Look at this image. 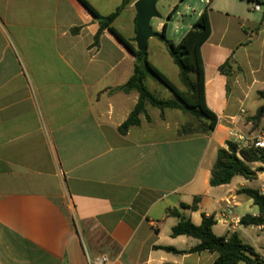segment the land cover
I'll list each match as a JSON object with an SVG mask.
<instances>
[{
	"label": "crops",
	"instance_id": "1",
	"mask_svg": "<svg viewBox=\"0 0 264 264\" xmlns=\"http://www.w3.org/2000/svg\"><path fill=\"white\" fill-rule=\"evenodd\" d=\"M86 1L102 16L122 4ZM136 1L112 26L137 49ZM255 4L209 6L212 33L201 51L206 103L218 124L212 133L182 136L193 123L189 114L166 109L162 116L151 106L138 126L120 132L139 100L119 90L136 58L109 30L96 42L100 25L79 0H0V264H95L101 257L110 264H213L217 254L191 253L197 239L172 236L180 221L174 209L197 226L203 214L213 216L216 236L236 233L264 257V226L240 223L260 210L239 194H264V165L250 164L254 179L210 185L230 132L253 140L264 128V118L251 120L264 91V6L255 11ZM154 21L157 33L167 25ZM147 53L181 89L166 45L152 38ZM196 198L197 210L181 207Z\"/></svg>",
	"mask_w": 264,
	"mask_h": 264
},
{
	"label": "trees",
	"instance_id": "2",
	"mask_svg": "<svg viewBox=\"0 0 264 264\" xmlns=\"http://www.w3.org/2000/svg\"><path fill=\"white\" fill-rule=\"evenodd\" d=\"M90 14L98 21L100 29L96 36V42L105 30L111 31L135 56L136 65L133 76L119 90L125 93L135 92L139 95L138 103L128 120L120 127V132L126 134L132 126L140 124L139 116L146 114V106H151L161 110L163 116L166 109H181L189 113L198 123L199 129L184 127L180 132L182 136L209 134L212 133L217 124L218 118L207 106L205 96V67L202 58V46L210 38L212 33L209 7L200 14L197 21L190 27L188 32L179 43H174L167 39V25L158 33L157 38L162 41L172 57L174 63L180 71V79L185 87V91H180L165 75H163L149 61L148 53L143 55L132 44L125 40L112 26L120 14L132 3V0H122V4L109 16L100 15L96 9L86 0H79ZM260 6H264V0H249ZM176 8L169 14L172 17ZM223 70V69H222ZM148 78L160 82L176 98L171 100L160 99L146 86ZM258 98L264 102V91L257 92ZM264 118V105L251 120L259 121ZM260 163L264 165V152L255 147L244 148L234 142H227L226 148L218 150L216 162L211 171L210 185L217 187L230 184L236 176H243L246 179H254L255 174L250 164ZM239 194H243L254 201L258 206L260 215L244 216L240 223L248 226H264V194L253 189H241ZM199 198L189 206L182 204L184 209H198ZM180 219L179 223L173 227L172 236H187L197 239L199 244L191 249V253L209 252L218 255L213 264H264V257L259 255L255 249L245 244L236 233L218 237L213 232L216 220L213 216L202 215V223L195 225L192 221L183 216L179 210L169 211ZM166 251L179 254L181 252L174 248L163 247Z\"/></svg>",
	"mask_w": 264,
	"mask_h": 264
},
{
	"label": "rangeland",
	"instance_id": "3",
	"mask_svg": "<svg viewBox=\"0 0 264 264\" xmlns=\"http://www.w3.org/2000/svg\"><path fill=\"white\" fill-rule=\"evenodd\" d=\"M94 1L98 6H101V3L102 4L105 3V0H94ZM108 3H109V1L107 0V4ZM175 8H176V10L171 17V21L167 22V18H169V14ZM157 9L167 24V31H166L167 39L174 42V43H179L182 40V38L185 36L187 31L190 29V27L197 21L200 14L206 9V5L204 3V0H158ZM257 14L261 15L262 13H257ZM153 22H155L154 19L151 22L152 25H153ZM157 67H159V68H156V69H158V71H160L163 75H165V77H167L166 74L171 75V73L168 72L167 70H165L166 73H164L162 71V69H163L162 66H157ZM179 78H180V71H179ZM148 79H151L155 82V85L154 84L152 85V83L151 84L147 83L146 85L158 98L164 99L163 98L164 96H162L161 92H159L158 89L155 90L154 86H157V88L160 87L163 90H165L166 92L171 93L170 91H167V89L160 82L155 81L152 78H148ZM180 85H181V89L178 88L176 85L175 86L180 91H185V87H184L181 79H180ZM171 95H172V98L166 99V100H171V99L176 98L172 93H171ZM257 98H258V95H257ZM258 102L260 104L264 105V102L260 101V99ZM254 103L255 102L250 101L249 105L252 106ZM147 106H151V105L147 104ZM147 106H146V109H147ZM151 107H153V106H151ZM153 108H155V107H153ZM156 109H158V108H156ZM179 110H181V109H179ZM181 111H183V110H181ZM183 112L186 113L185 111H183ZM187 114H189V113H187ZM250 115H248V116H250ZM191 118H192L193 123H191L190 125H187L186 128L199 129L200 127L198 126V123L194 120V118L192 116H191Z\"/></svg>",
	"mask_w": 264,
	"mask_h": 264
},
{
	"label": "water",
	"instance_id": "4",
	"mask_svg": "<svg viewBox=\"0 0 264 264\" xmlns=\"http://www.w3.org/2000/svg\"><path fill=\"white\" fill-rule=\"evenodd\" d=\"M157 3L158 0H137L133 5L136 11L135 43L137 50L143 55L147 53L149 40L158 36V33L152 27V20L163 19L157 9ZM168 21H171V18H167Z\"/></svg>",
	"mask_w": 264,
	"mask_h": 264
},
{
	"label": "built area",
	"instance_id": "5",
	"mask_svg": "<svg viewBox=\"0 0 264 264\" xmlns=\"http://www.w3.org/2000/svg\"><path fill=\"white\" fill-rule=\"evenodd\" d=\"M212 1L213 0H204L206 7H209ZM253 9L255 11H260L261 6L256 3ZM241 113H244V111L242 110ZM229 135L231 137V142H234L240 145L241 147H244V148L255 147V148L261 149L264 152V128L262 130L261 135L257 139H253V140L249 139L243 133L238 132V131H231ZM228 213L230 214L231 210H229ZM95 264H110V263L106 257H101L96 260Z\"/></svg>",
	"mask_w": 264,
	"mask_h": 264
}]
</instances>
